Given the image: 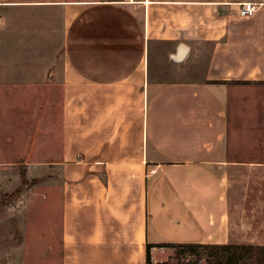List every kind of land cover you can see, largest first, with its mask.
Instances as JSON below:
<instances>
[{
  "label": "crops",
  "instance_id": "1",
  "mask_svg": "<svg viewBox=\"0 0 264 264\" xmlns=\"http://www.w3.org/2000/svg\"><path fill=\"white\" fill-rule=\"evenodd\" d=\"M246 1L260 4L255 16L238 14ZM0 18V102L24 92L13 101L21 135H5L0 115L1 138L40 146L42 160L76 180L62 188L49 254L61 264H134L147 243L167 242L150 233V182L129 187L133 161L145 162V177L155 164L167 225L186 235L175 240L253 243L264 153L234 151L230 135L232 115L264 99L231 85L264 83V0H0ZM198 42L216 49L202 79L184 70L198 63Z\"/></svg>",
  "mask_w": 264,
  "mask_h": 264
},
{
  "label": "rangeland",
  "instance_id": "2",
  "mask_svg": "<svg viewBox=\"0 0 264 264\" xmlns=\"http://www.w3.org/2000/svg\"><path fill=\"white\" fill-rule=\"evenodd\" d=\"M169 50L170 48L167 47V56ZM3 51L0 50V56ZM54 51L55 55L63 54V50L59 48ZM215 52L216 49L209 43H196L191 56L198 63L195 64L196 61H194L184 70L189 69L193 75L192 78L196 76L199 79L205 78L211 67L209 59ZM6 55H13V50L7 51ZM166 69L170 72L174 67L167 63ZM216 70V75L220 76L221 66L219 65ZM232 84L231 88L235 91H244L248 98L264 99V83L233 81ZM32 91L36 92L30 89L27 93ZM23 94L24 92L15 91L5 92L2 95L0 115L9 122L8 129H3L7 136L11 133L21 135L20 129L23 125L18 122L17 109H15L17 107L14 106L13 101L16 97H22ZM232 126L230 137L232 142H236V146H232L235 148L234 151L239 149L245 152L264 153V106L261 105L259 111L247 107L245 114L239 118L232 115ZM1 136L3 134H0V264H61V257L49 254L46 245L50 241L51 234L58 237L61 233L62 188L65 184L76 182V180L67 181V177L63 174L64 167L60 162L42 160L44 155L40 152V146L32 145L29 149L30 146L25 143L9 144L6 142L7 139ZM19 140L23 141L24 137ZM237 143H240L239 146ZM25 156L28 158L27 162L23 161ZM154 165L153 162L147 163V170L151 175L145 177L143 170L141 171L146 166L145 162H129V187L133 186V190H137L139 184L143 186L144 180L147 179L145 182L148 187L150 182V233L152 237H156L155 234L158 233L157 238L160 241L178 242L175 239L184 238L186 235L175 226L167 225V216L172 210L168 206L164 207L163 200L160 198L159 192L163 185L156 182L158 175H153ZM132 170L134 175L130 174ZM137 170H140L138 175ZM23 174L27 178L25 182ZM171 177L174 178V175L171 174ZM189 180L194 182L192 179ZM135 199H137L136 196ZM133 213L134 222L136 220L139 222L140 214L135 204ZM253 220L257 223L254 228H260L261 232L250 233L254 238L253 243L249 242V244H264V209L259 210ZM179 242L182 241L179 240ZM178 250L180 254L171 247L152 249L153 264H203L210 258L209 252L203 248L195 250L178 248ZM155 252H160L161 255H155ZM141 257L142 264H147L145 253L135 257L134 264H141Z\"/></svg>",
  "mask_w": 264,
  "mask_h": 264
},
{
  "label": "trees",
  "instance_id": "3",
  "mask_svg": "<svg viewBox=\"0 0 264 264\" xmlns=\"http://www.w3.org/2000/svg\"><path fill=\"white\" fill-rule=\"evenodd\" d=\"M21 165V164H20ZM26 174V173H25ZM23 174L24 182L26 176ZM173 248L180 254L181 249L203 248L209 252L208 260L203 264H264V244L243 243H186V242H163L147 243L146 263L153 264L152 249ZM194 264V263H193ZM197 264V263H196Z\"/></svg>",
  "mask_w": 264,
  "mask_h": 264
},
{
  "label": "built area",
  "instance_id": "4",
  "mask_svg": "<svg viewBox=\"0 0 264 264\" xmlns=\"http://www.w3.org/2000/svg\"><path fill=\"white\" fill-rule=\"evenodd\" d=\"M260 4L253 1L242 2L238 6V14L241 17H253L259 10ZM2 19L0 18V25L2 24Z\"/></svg>",
  "mask_w": 264,
  "mask_h": 264
},
{
  "label": "water",
  "instance_id": "5",
  "mask_svg": "<svg viewBox=\"0 0 264 264\" xmlns=\"http://www.w3.org/2000/svg\"><path fill=\"white\" fill-rule=\"evenodd\" d=\"M186 51H187V48L184 47V46H182V47L179 49L178 56H179V57H183L184 54L186 53Z\"/></svg>",
  "mask_w": 264,
  "mask_h": 264
}]
</instances>
